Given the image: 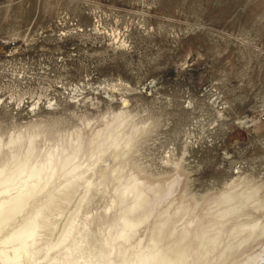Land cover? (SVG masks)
I'll use <instances>...</instances> for the list:
<instances>
[{
    "label": "rangeland",
    "instance_id": "obj_1",
    "mask_svg": "<svg viewBox=\"0 0 264 264\" xmlns=\"http://www.w3.org/2000/svg\"><path fill=\"white\" fill-rule=\"evenodd\" d=\"M117 113L146 175L264 177V0H0V135L35 122L67 142ZM100 187L87 209L111 220Z\"/></svg>",
    "mask_w": 264,
    "mask_h": 264
},
{
    "label": "clouds",
    "instance_id": "obj_2",
    "mask_svg": "<svg viewBox=\"0 0 264 264\" xmlns=\"http://www.w3.org/2000/svg\"><path fill=\"white\" fill-rule=\"evenodd\" d=\"M127 125L112 116L87 151L45 139L35 122L0 135V264H264V177L236 170L201 192L178 172L146 175L130 164L141 128ZM105 156L113 166L97 179ZM100 186L111 220L87 209ZM197 210L208 223L192 241L167 243L161 221Z\"/></svg>",
    "mask_w": 264,
    "mask_h": 264
},
{
    "label": "bare ground",
    "instance_id": "obj_3",
    "mask_svg": "<svg viewBox=\"0 0 264 264\" xmlns=\"http://www.w3.org/2000/svg\"><path fill=\"white\" fill-rule=\"evenodd\" d=\"M121 114V113H120ZM122 116L124 119H127V115L125 113H122ZM105 118V117H104ZM91 123V122H90ZM111 122H105L104 126L98 129H94L92 131H90L91 134H89V136L87 138L83 137L81 128L80 130L77 129L76 131H74V136L70 135V139L71 140H79L83 145L85 150H89V145L93 144L94 141L101 135L102 130L105 129L106 125L109 124ZM85 125V124H84ZM89 125V124H87ZM85 129V128H84ZM143 131L141 130L134 138L133 143L137 140V137L142 135ZM125 134H127V132H125ZM64 140V139H63ZM39 143V142H38ZM133 147V146H132ZM109 161L108 156L102 157L101 158V162L103 165L107 164ZM100 165V164H99ZM101 167V166H100ZM105 169L108 168V166H103ZM99 169V168H98ZM97 168L95 169V172L97 173V179L99 178V174L103 173L105 170L103 171H99ZM95 183V181H94ZM102 187V186H101ZM100 187V188H101ZM105 188V187H103ZM97 189V188H96ZM99 189V188H98ZM97 189V191H98ZM175 211V210H173ZM182 213V212H181ZM183 214V213H182ZM182 214H176V215H171L169 216V218L167 219V221H161V223H166V227L164 229V234H165V239L167 243H172V244H176V245H181V242L183 241L185 244L189 241V239L193 238V231H196L197 226H195V229H192L193 231H190V227L192 226L191 224V220H189L190 222L188 223H182L183 221V215ZM182 215V216H181ZM195 218V217H194ZM200 223V222H199ZM198 224V223H197ZM204 224V222H203ZM196 225V224H195ZM199 225V224H198ZM202 225V223H200V226ZM199 227V226H198ZM192 228V227H191ZM194 228V227H193ZM194 231V232H195ZM185 233L188 234V239L185 241ZM196 234L199 233L195 232ZM191 237V238H189Z\"/></svg>",
    "mask_w": 264,
    "mask_h": 264
}]
</instances>
